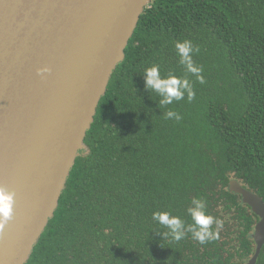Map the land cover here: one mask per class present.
Returning <instances> with one entry per match:
<instances>
[{"label": "trees", "instance_id": "obj_1", "mask_svg": "<svg viewBox=\"0 0 264 264\" xmlns=\"http://www.w3.org/2000/svg\"><path fill=\"white\" fill-rule=\"evenodd\" d=\"M183 40L204 84L179 63ZM124 55L26 264H247L258 218L228 184L264 202V0H151ZM152 65L187 77L195 98L161 106L145 88ZM193 198L223 221L218 238L164 239L152 213L191 223Z\"/></svg>", "mask_w": 264, "mask_h": 264}, {"label": "water", "instance_id": "obj_2", "mask_svg": "<svg viewBox=\"0 0 264 264\" xmlns=\"http://www.w3.org/2000/svg\"><path fill=\"white\" fill-rule=\"evenodd\" d=\"M151 0H0V186L14 213L0 227V264H26L53 217L110 77ZM47 67L49 72L38 74ZM258 218L264 202L235 180Z\"/></svg>", "mask_w": 264, "mask_h": 264}, {"label": "clouds", "instance_id": "obj_3", "mask_svg": "<svg viewBox=\"0 0 264 264\" xmlns=\"http://www.w3.org/2000/svg\"><path fill=\"white\" fill-rule=\"evenodd\" d=\"M179 63L185 70L193 74L200 84L205 83L202 75L203 69L193 61V53L199 49L194 47L190 40L177 41L175 43ZM47 67L38 69V74L49 72ZM145 88L161 97V106L171 105L179 102L187 96L188 102L195 98L192 83L187 77L181 78L174 73L162 76L158 65H152L144 69ZM166 119L180 120L181 116L174 110L164 113ZM15 193L0 186V227L5 226L13 218ZM187 214L191 223H186L179 216L172 215L168 211H154L152 219L167 229L163 232L164 239L169 236L174 241H181L186 235L191 234L192 239L200 244L208 243L218 238V231L223 227V221L207 213L206 201L203 198H193L191 205L187 208ZM215 225V230L213 229Z\"/></svg>", "mask_w": 264, "mask_h": 264}]
</instances>
